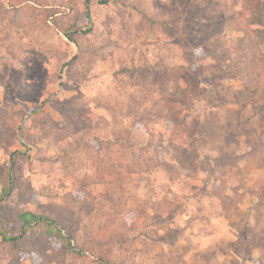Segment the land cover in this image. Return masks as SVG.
<instances>
[{
    "label": "rangeland",
    "instance_id": "obj_1",
    "mask_svg": "<svg viewBox=\"0 0 264 264\" xmlns=\"http://www.w3.org/2000/svg\"><path fill=\"white\" fill-rule=\"evenodd\" d=\"M147 1L165 9L161 16L185 2L181 24L186 37L179 41H187L192 58L199 62L192 67L197 77L178 66L168 68L162 88L153 85L144 105L155 107L151 101L162 97L173 108H188L190 124L200 123L207 108L238 109L239 130L224 139L231 141L230 152L237 155L239 170L227 171L225 163L215 160L210 167L215 177L226 180L221 186L214 176L201 172L188 179L191 186L170 184L161 172H136L128 165L131 153L138 156L147 139L155 142L162 132L169 134L170 121L159 119L150 126V134L141 126L132 127L131 149L114 136L113 131L126 127L128 119L115 124L104 107L122 99V89L113 84V71L143 56L154 62L158 52H164L160 46H171L165 62L182 64L181 50L175 46L179 41L157 31L161 41L154 43L153 36H145L146 29L133 41L127 40L122 32L126 19L117 15L112 2L92 0L89 20L82 0H0L10 10H18L8 38L5 23L0 24V264H43L45 259L54 263L68 238L75 250L84 253L68 256L76 257L75 264H264V0ZM213 6L217 12L226 7L238 13L240 26L259 30L252 43L262 73L233 68L232 74H241L239 79L220 75L225 70L222 57L229 56L230 65L237 63L243 33L237 31L238 23L227 26V17L222 24V13L221 20L213 19ZM138 19L135 12L130 22L127 19L130 31ZM71 26L92 27L82 45L103 52L78 63L76 71L87 68L82 80L67 78V70L59 72L61 63L76 50L62 32ZM105 41H114L115 46L109 43L102 49ZM146 73L140 79L147 81ZM247 82L251 84L245 86ZM124 86L130 90L127 81ZM74 114L79 124L73 125L80 131H61L65 115ZM83 138L89 141L87 149H75V141ZM215 148L202 153L214 157ZM13 150L22 153L16 157L15 183L10 186ZM148 152L152 154V149ZM154 154L163 160L174 156L166 146ZM85 190L94 202L103 201L104 210L86 212ZM181 195L190 197L184 201L186 211L167 222L161 199L176 204L182 202ZM22 212L50 217L57 225L31 221L20 244L12 247L3 236L20 235ZM240 236L248 240L247 260L228 247Z\"/></svg>",
    "mask_w": 264,
    "mask_h": 264
},
{
    "label": "trees",
    "instance_id": "obj_2",
    "mask_svg": "<svg viewBox=\"0 0 264 264\" xmlns=\"http://www.w3.org/2000/svg\"><path fill=\"white\" fill-rule=\"evenodd\" d=\"M92 0H82L84 12L86 17L90 20V4ZM99 4H108L113 3L115 8L117 9V15L119 17H123L126 19V22L123 24L125 29L122 30L123 34L128 38L127 40L133 41L134 39L138 38L140 32L143 29H146L145 36H153L155 38L154 43H158L161 41V38L157 36V31L164 35V37L168 39L174 38L175 41H179L181 38L186 37V34L183 31V25L181 24L182 18L184 15L185 10V2L177 3V8H171L167 14L161 16L160 14L165 10L162 8H155L151 6V2L147 0H97ZM148 7V9H146ZM207 6H205L204 10ZM10 10L6 7L2 2H0V24L3 22L6 25L5 30V37L8 38L10 35V30L12 29V25L16 22V10L15 8H11ZM223 9V8H222ZM226 10L218 11L217 7L213 6L211 11V15L213 19H220L222 18V24L225 22L228 25H232V23H238L237 31L242 30L243 33V49L242 47L239 48L241 51L240 57H238L237 63L232 62L230 65V58L222 57L224 61L225 70L220 71V75H226L223 77L228 78H240L241 74H232L233 68L239 72V68L241 69H248L250 72L255 74L262 73L261 68L258 67L257 60L255 54H257L256 49L253 46V35L260 36L259 30H252L245 26L241 25V17L236 12H230L226 7ZM228 10V11H227ZM16 11V12H15ZM14 12V14H12ZM49 12V9L46 10V14ZM51 12V11H50ZM53 12V11H52ZM133 12L139 15V21L134 25L133 30L127 27V19L129 22L133 19ZM229 14H225V13ZM222 13V15H221ZM221 15V17H220ZM220 18H219V17ZM223 16V17H222ZM225 17H227L226 21L224 22ZM221 20V19H220ZM245 21V20H244ZM247 24L251 25V23L246 20ZM1 26V25H0ZM109 29V26L106 25ZM234 29V28H233ZM240 29V30H239ZM63 35L65 36L67 42L73 44L76 47V50L73 54L69 55V58L65 60V62L61 63L59 67V72L63 70H67V78L75 76L76 80L78 77L85 78L87 73L80 71H76V66L78 63L87 57L96 56L101 57L103 55L101 50L97 52V49L100 47L91 46L90 44H86L85 46L82 45V41L84 40L83 37L87 36L90 32H92V27H88L85 29L78 28L75 29L73 26L68 27L67 29L62 30ZM110 33V31H108ZM187 41H179L178 46L182 53L183 63L175 64V61L172 65L166 60L168 58V54L171 51V46L165 47L160 46L164 49L163 54L161 55L158 52L157 59L149 63L145 56L141 58V60H131L127 63L121 64L116 70L113 71V84L116 85L119 89H122V99L117 100L115 105H108L104 106L105 109H108L111 113L112 119L115 124L122 123V119H128V125L123 128H119L113 131L114 136L117 140L124 139L126 144L123 146H127L130 149L133 146V130L132 127L134 126H141L142 129L146 133L149 132L150 134V126L154 124L159 119H163V121H170L171 126L170 132L166 135V132H162L159 136V139L155 142L152 139H147L140 148V154L135 157V155H130L129 157V167L131 170H135L136 172H151V171H158V173H163L166 175L167 180L170 184L178 183L182 186H191V182H187L190 178H196L199 172L205 173L208 176H214L212 168L210 167L211 161H217L218 164L225 163V166L228 170L234 168L239 170V167L236 164L237 155L234 153L232 154L230 151L231 141L229 139H224L225 136L232 132L235 133L239 130V124L236 121L237 117L239 116L238 109H226L224 111L219 110L218 108H207L203 111V115L201 116V122L198 124H190V120L188 118V108L186 107H175L173 108L171 104H168L167 101L164 99L159 98L155 101L152 100V106L144 105V102L149 99V95L152 94L151 87L153 85H157L162 88L161 84H163V76L166 74V70L171 68V66H178L180 70L184 69L185 71L193 74L194 77H197V72L192 70L193 66L198 64L199 59L192 58L191 51L192 49L187 46ZM109 43L112 46H115L114 41H105L101 48L104 49ZM243 57V59H240ZM232 67V68H231ZM232 69V70H231ZM149 71L147 81L144 79H140L142 77L143 72ZM232 75V76H231ZM236 75V76H234ZM70 80V79H67ZM130 83V90L125 89L124 82ZM251 81H255V78H252ZM61 83V82H60ZM245 86L251 84V82L243 83ZM115 86V87H116ZM235 93H237L235 91ZM264 94V91H263ZM160 95V94H159ZM219 100L222 99V96L218 94ZM216 99V98H211ZM45 100H43L44 103ZM254 105V102H252ZM42 105V104H41ZM40 106V105H39ZM76 114V112H75ZM65 115L64 128H61V131H68V133L72 134L74 132L80 131L78 128H75L74 124H79V120L77 115ZM117 116L119 118H117ZM194 125V126H193ZM188 126V129H187ZM191 126V127H189ZM48 137V135H46ZM125 137V138H124ZM22 144L28 145L25 141H21ZM216 144V148H215ZM164 145V146H163ZM89 146V141L83 139H79L75 141V149L82 150L87 149ZM167 147L171 149L174 153V156L170 160H163L157 154H154V151L159 150L162 147ZM73 148V149H74ZM152 149V154L147 153V149ZM212 148L218 152V154L214 157H211L207 153H202V151H211ZM22 152L19 150H13L10 152L9 155V167H10V181L9 185L12 186L15 183V170L17 168L18 163L16 162V157L21 154ZM183 168V170H181ZM183 171V172H182ZM183 176V177H182ZM215 177V176H214ZM214 180L218 181L217 186H221L222 182H226L222 178V176L215 177ZM187 183H190L189 185ZM196 197V193L192 194ZM182 202L180 203H173L170 201L169 198H162L161 202L164 204L167 212L164 220L171 221L175 216L184 213L186 211L184 202L185 200H189L190 197L187 195H181ZM94 196L85 190L83 196V208L86 210L87 213H92L93 211H102L104 210V203L103 201L94 202ZM110 199L112 197L110 196ZM143 211V210H142ZM143 213V212H142ZM162 219V218H161ZM45 221L46 224H53L57 225V222L50 218L44 217L38 214L30 213V212H22L20 214V221H21V233L18 236H3V240L8 242L10 246L17 248L20 244L19 241L23 234L26 231V225L31 221L37 223L39 221ZM159 220V219H156ZM28 224V225H29ZM121 236H124V232L120 231ZM69 239H66L67 243L61 245L59 247L58 252L56 253V260L54 263L45 259L43 264H75L76 257H68L72 253L83 256V252L81 249L75 250L73 246L69 244ZM121 239V238H120ZM248 240L243 238L242 236L238 237L236 240L230 242L228 244L229 249H231L236 255L240 258L247 260L249 259L250 252L247 248Z\"/></svg>",
    "mask_w": 264,
    "mask_h": 264
}]
</instances>
